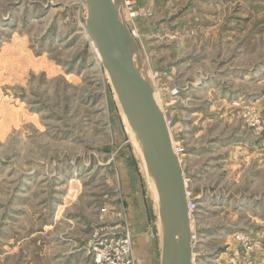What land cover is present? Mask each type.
I'll list each match as a JSON object with an SVG mask.
<instances>
[{"label": "rangeland", "instance_id": "rangeland-1", "mask_svg": "<svg viewBox=\"0 0 264 264\" xmlns=\"http://www.w3.org/2000/svg\"><path fill=\"white\" fill-rule=\"evenodd\" d=\"M134 1L199 202L194 264H264V152L236 155L264 146V0ZM86 19V0H0V264H95L123 232L161 264L158 196Z\"/></svg>", "mask_w": 264, "mask_h": 264}, {"label": "water", "instance_id": "water-1", "mask_svg": "<svg viewBox=\"0 0 264 264\" xmlns=\"http://www.w3.org/2000/svg\"><path fill=\"white\" fill-rule=\"evenodd\" d=\"M86 7L88 36L155 183L162 224L161 264H194L185 173L156 99L144 49L131 34L122 0H86Z\"/></svg>", "mask_w": 264, "mask_h": 264}, {"label": "built area", "instance_id": "built-area-1", "mask_svg": "<svg viewBox=\"0 0 264 264\" xmlns=\"http://www.w3.org/2000/svg\"><path fill=\"white\" fill-rule=\"evenodd\" d=\"M123 11L127 19L133 20L139 17H143L145 15L142 9L137 8L134 0H122ZM130 27V26H129ZM130 31L132 36L135 39L139 38L138 30L135 27H130ZM157 77L153 75V78ZM171 95L177 96L180 93L179 88H173L170 91ZM264 121L263 115H257V117L252 116L250 125L253 127H259V123ZM168 125L170 126V121H168ZM175 146L176 153L180 156V152H182V148ZM186 179V177H185ZM186 196L188 199V211L191 225V245L194 251L197 249L198 245L202 241V232L199 230V226L197 225V213L199 210V202L197 197L194 196L190 184L186 179ZM249 249H253V243L248 236H238ZM97 246V247H96ZM260 246V245H258ZM93 248L99 251V248L103 251H99L96 256L95 264H136V260L133 256V246L130 234L122 233L118 236L114 235L111 237L104 238ZM194 258V257H193Z\"/></svg>", "mask_w": 264, "mask_h": 264}, {"label": "crops", "instance_id": "crops-1", "mask_svg": "<svg viewBox=\"0 0 264 264\" xmlns=\"http://www.w3.org/2000/svg\"><path fill=\"white\" fill-rule=\"evenodd\" d=\"M237 147V152L236 155H243L244 151H253V152H264V146H259V148H256L257 146H236ZM264 155V153H262ZM241 198H245V196H242ZM255 198L256 200H264V195L260 196V197H252ZM260 202H255L254 206L255 209H258V207H260Z\"/></svg>", "mask_w": 264, "mask_h": 264}, {"label": "bare ground", "instance_id": "bare-ground-1", "mask_svg": "<svg viewBox=\"0 0 264 264\" xmlns=\"http://www.w3.org/2000/svg\"><path fill=\"white\" fill-rule=\"evenodd\" d=\"M93 45H94V43H93ZM95 46V45H94ZM96 48V47H95ZM98 52V51H97ZM101 60V59H100ZM109 77V76H108ZM110 79V78H109ZM122 109V108H121ZM122 112H123V110H122ZM125 116V115H124ZM129 124V123H128ZM133 133V135H134V137L136 138V142H137V146L139 147V148H141L142 149V147H141V144H140V142L138 141V139H137V137H136V134L134 133V132H132ZM145 161V160H144ZM145 164H146V162H145ZM188 180V179H187ZM188 182H189V180H188ZM151 185H152V187H153V189H154V192H155V194L158 196V194H157V190H156V187H155V183H154V180L152 179V177H151Z\"/></svg>", "mask_w": 264, "mask_h": 264}]
</instances>
